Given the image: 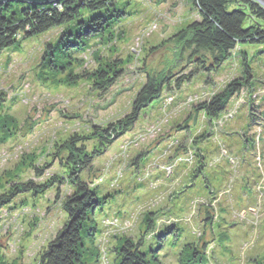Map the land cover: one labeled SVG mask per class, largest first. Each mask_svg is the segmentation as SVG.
<instances>
[{"label": "rangeland", "instance_id": "374dc122", "mask_svg": "<svg viewBox=\"0 0 264 264\" xmlns=\"http://www.w3.org/2000/svg\"><path fill=\"white\" fill-rule=\"evenodd\" d=\"M117 5L120 19L59 63L43 54L62 26L20 36L0 53V194L27 181L46 185L0 209V264H39L66 220L73 187L57 145L123 117L147 72L176 77L195 67L172 39L200 18L191 0ZM243 68L250 82L223 113L194 114ZM100 69L120 75L105 92L93 84ZM81 179L103 202L81 264H118L127 239H142L151 264H264V45L237 46L216 71L164 90Z\"/></svg>", "mask_w": 264, "mask_h": 264}, {"label": "trees", "instance_id": "16d2710c", "mask_svg": "<svg viewBox=\"0 0 264 264\" xmlns=\"http://www.w3.org/2000/svg\"><path fill=\"white\" fill-rule=\"evenodd\" d=\"M118 0H61L48 5L21 3L0 4V53L19 42L20 36L30 38L54 27H63L57 42L47 43L43 60L54 65L62 58H69L86 46L89 39L103 35L120 19L123 12ZM199 13V19L190 22L176 32L172 39L180 51L188 52L187 60L194 69L174 77L170 71L157 78L146 73L145 81L137 91L129 111L121 118L105 126H94L88 134H74L57 145L55 157L68 169L69 183L73 191L65 197L62 206L66 213L63 226L41 251L39 264H81L84 242L96 233L91 216L102 205L95 189L81 179L83 171L91 170L94 158L138 121L141 113L161 98L164 90L179 89L192 77L202 72H214L229 58L237 46L264 45V7L255 0H191ZM248 68V67H247ZM243 68L240 78L232 79L209 100L193 106L194 114L203 112L207 118H216L224 112L229 100L249 84V70ZM96 89L105 92L119 78L116 71L104 69L93 73ZM88 143L91 146L88 147ZM39 173L37 172V175ZM46 185L32 181L15 184L6 194H0V209L19 193L43 192ZM57 196L59 194L57 193ZM171 226L165 228L170 232ZM142 240V239H141ZM127 239L121 243L118 264H151L153 251L142 249V243ZM162 241V239H161ZM154 259V258H153Z\"/></svg>", "mask_w": 264, "mask_h": 264}, {"label": "water", "instance_id": "95a60500", "mask_svg": "<svg viewBox=\"0 0 264 264\" xmlns=\"http://www.w3.org/2000/svg\"><path fill=\"white\" fill-rule=\"evenodd\" d=\"M59 1L61 0H0V4L16 2V3L29 4V5H48ZM255 1L264 7V0H255Z\"/></svg>", "mask_w": 264, "mask_h": 264}]
</instances>
